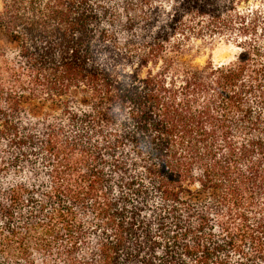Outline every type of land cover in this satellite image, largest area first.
<instances>
[{
    "label": "trees",
    "instance_id": "obj_1",
    "mask_svg": "<svg viewBox=\"0 0 264 264\" xmlns=\"http://www.w3.org/2000/svg\"><path fill=\"white\" fill-rule=\"evenodd\" d=\"M252 1L1 0L0 264H264Z\"/></svg>",
    "mask_w": 264,
    "mask_h": 264
},
{
    "label": "rangeland",
    "instance_id": "obj_2",
    "mask_svg": "<svg viewBox=\"0 0 264 264\" xmlns=\"http://www.w3.org/2000/svg\"><path fill=\"white\" fill-rule=\"evenodd\" d=\"M2 2L0 0V10ZM251 10L260 11L261 17L258 28V43L264 46V0H254L245 7L246 12ZM1 44V42H0ZM241 52L234 40L225 35H219L216 38L196 39L190 47L186 58L191 60L195 65H205L212 61L215 64H225L235 60Z\"/></svg>",
    "mask_w": 264,
    "mask_h": 264
}]
</instances>
